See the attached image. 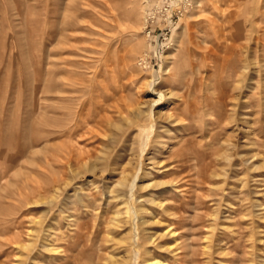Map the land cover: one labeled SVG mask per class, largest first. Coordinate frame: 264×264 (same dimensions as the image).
<instances>
[{
  "label": "rangeland",
  "instance_id": "374dc122",
  "mask_svg": "<svg viewBox=\"0 0 264 264\" xmlns=\"http://www.w3.org/2000/svg\"><path fill=\"white\" fill-rule=\"evenodd\" d=\"M0 264H264V0H0Z\"/></svg>",
  "mask_w": 264,
  "mask_h": 264
},
{
  "label": "bare ground",
  "instance_id": "6f19581e",
  "mask_svg": "<svg viewBox=\"0 0 264 264\" xmlns=\"http://www.w3.org/2000/svg\"><path fill=\"white\" fill-rule=\"evenodd\" d=\"M224 31H225V30H224ZM224 31H223V32H224ZM170 234H171V233H170ZM172 235H173V234H172ZM170 236H171V235H170Z\"/></svg>",
  "mask_w": 264,
  "mask_h": 264
}]
</instances>
